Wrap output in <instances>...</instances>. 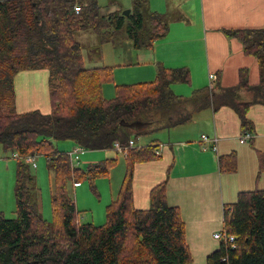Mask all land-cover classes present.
<instances>
[{"label":"trees","instance_id":"obj_1","mask_svg":"<svg viewBox=\"0 0 264 264\" xmlns=\"http://www.w3.org/2000/svg\"><path fill=\"white\" fill-rule=\"evenodd\" d=\"M131 12L102 13L98 0H0V145L17 153L15 217L0 211V264H193L180 210L167 201L166 182L150 193L146 210L135 207L133 170L136 163L154 154L155 146L133 147L126 154L127 171L117 199L106 208V224L81 223L73 187L83 181L107 177L117 159L73 167L58 143L73 142L86 151L115 150L131 140L163 129L187 124L193 114L213 107L231 106L238 113L243 134L251 133L248 111L264 104V29L228 31L256 58L260 83L248 84L246 70L240 83L207 88L190 98L177 96L171 85L189 83L186 68L159 67L155 81L115 87V97L105 99L104 84L113 80V68L87 67L76 35L92 30L99 45L128 40L149 48L168 33L162 17L149 9L148 0H131ZM110 5L113 2H109ZM81 6L79 13L75 6ZM48 71L52 110L19 113L15 80L19 73ZM242 92L252 95L244 102ZM144 123L131 129L129 124ZM150 153V154H149ZM44 156L53 174L52 220L37 210L39 190L27 156ZM225 163V161H224ZM223 166V163H222ZM264 173V155L259 175ZM224 231L235 237V246L221 241L206 264H264V189L243 192L224 210Z\"/></svg>","mask_w":264,"mask_h":264},{"label":"crops","instance_id":"obj_2","mask_svg":"<svg viewBox=\"0 0 264 264\" xmlns=\"http://www.w3.org/2000/svg\"><path fill=\"white\" fill-rule=\"evenodd\" d=\"M111 2V5L116 4L115 0ZM148 2L149 9L158 13L167 24L168 33L149 48L137 49L128 40L111 43L115 49L125 53V61L119 66L132 67L130 70H121L122 73L114 71L119 66L112 67V81L117 75L116 85L153 82L160 66L189 70V83L171 85L173 92L183 98H190L197 91L210 88V74L217 77L212 88L215 93L220 88L238 86L241 70H246L249 86L259 85L261 77L258 61L246 55L240 40L228 36L227 32L264 29V0ZM129 10L131 12V7ZM48 77V71L43 70L17 75L15 89L19 113H51ZM110 83L104 84L102 89L105 99L112 97ZM242 93L244 102L251 101L250 93ZM247 117L252 123L253 138L246 143H241L244 135L241 120L231 106H222L216 110L210 107L194 113L187 124L158 131L168 130L165 142L157 138L144 145H139V139L135 143V147L140 149L152 145L156 147L149 159L134 166L135 207L148 209L152 189L166 182L168 204L180 210L186 225V238L193 264H206L207 258L219 249L221 241L215 239L214 235L224 231L225 207L235 204L243 192L257 190L259 187L264 189V173L259 175V159L264 155V104L251 106ZM202 136L217 138V151ZM76 147L73 142H64L58 146L67 152ZM157 151L159 154H156ZM91 152L94 153H89L86 159L92 163L101 155L106 160L118 159L117 162L119 155H124L126 167L121 168V176L114 190L111 183L112 202L117 199L126 175V155L116 150ZM0 167L3 165L0 164ZM82 187V184L73 187L76 196Z\"/></svg>","mask_w":264,"mask_h":264},{"label":"rangeland","instance_id":"obj_3","mask_svg":"<svg viewBox=\"0 0 264 264\" xmlns=\"http://www.w3.org/2000/svg\"><path fill=\"white\" fill-rule=\"evenodd\" d=\"M111 0H98L100 6L102 7V13L109 15L116 10L123 14L124 11H127L131 7V0H115L116 4L110 5ZM76 40L83 47V58L86 66H119L125 61L123 57L124 51L115 49L111 43L104 44L102 47L99 45V38L95 32L92 30H84L76 35ZM132 67H115L114 71L125 70ZM117 75L109 85L112 87V97L107 98L108 100L115 97V87ZM103 94V93H102ZM196 124V123H195ZM198 126V124H196ZM168 130L155 132L150 136H144L139 138V145L148 144L152 140L157 138L161 142H165L168 138ZM64 142L58 143L63 145ZM61 149V148H60ZM63 150V148H62ZM69 153V152H68ZM89 153H94L91 151H85L84 154L80 155V161L77 164L79 168L86 170L89 166L95 164H103L105 162V157L101 155L95 163L88 161L86 159ZM104 155V154H103ZM118 160V159H117ZM17 160L13 158V155L4 150L0 145V164L3 167H0V210H3L6 213L8 218L15 217V176H16V166ZM37 169H34L30 166V172L35 176V181L39 190V198L37 203L38 213L42 218L47 221L52 220V208H51V186L53 182V174L49 172L47 168V159L44 156H38L36 158ZM119 165V167H115ZM11 166V168H10ZM126 167L124 155H119V162H116L114 167L110 170L108 177H102L94 182L83 181L82 188L78 191V200L77 196L72 192L73 198L75 199L78 210L81 212L79 216V221L81 223H91L95 226H103L106 224V208L111 203V183L116 188V183L118 178L120 179V171L122 167ZM114 169V171H113ZM119 175V176H118ZM258 189H262L259 187ZM117 192V191H116ZM114 200V199H113Z\"/></svg>","mask_w":264,"mask_h":264},{"label":"built area","instance_id":"obj_4","mask_svg":"<svg viewBox=\"0 0 264 264\" xmlns=\"http://www.w3.org/2000/svg\"><path fill=\"white\" fill-rule=\"evenodd\" d=\"M80 11H81V6H78V5L75 6V12L79 13ZM216 78H217L216 75L210 74V81L212 82L211 83L212 85H211L210 89L213 88V82L216 80ZM252 138H253L252 133H246V134L242 135L241 143H246L248 140H250ZM202 139L205 142H211L213 144V150L217 151V142H218L217 138L210 139L207 136H202ZM135 146L136 145H135L134 140H131L129 142V145L126 146V147L121 146L119 143H115V150L118 151V152L124 153L126 155L128 149L133 148ZM84 151L85 150L82 147L77 146L75 149H73V151L68 153L73 167H78L77 164L80 161V155ZM156 154H159V151H157ZM12 155H13L14 159H20V156L17 153H14ZM37 157H38L37 155L36 156H27L23 160L25 161L26 164H28V165L32 166L34 169H36L37 168V164H36L35 160H36ZM78 186H79L78 183L74 184V187H78ZM214 238L217 239V240H220V241L224 240V241H226V242H228V243H230V244L235 246V240H236L235 237L234 236H229L225 231L220 232V233H216L214 235Z\"/></svg>","mask_w":264,"mask_h":264},{"label":"water","instance_id":"obj_5","mask_svg":"<svg viewBox=\"0 0 264 264\" xmlns=\"http://www.w3.org/2000/svg\"><path fill=\"white\" fill-rule=\"evenodd\" d=\"M130 14V10H127V11H124L123 12V15L124 16H128ZM146 125H144V123H140V122H134V123H132V124H129V127L131 128V129H136V130H139V129H142V128H144Z\"/></svg>","mask_w":264,"mask_h":264}]
</instances>
